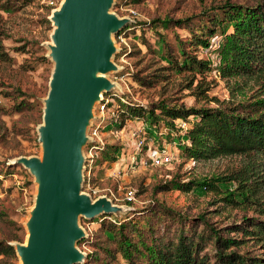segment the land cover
I'll use <instances>...</instances> for the list:
<instances>
[{
	"label": "rangeland",
	"instance_id": "374dc122",
	"mask_svg": "<svg viewBox=\"0 0 264 264\" xmlns=\"http://www.w3.org/2000/svg\"><path fill=\"white\" fill-rule=\"evenodd\" d=\"M60 0H0V27L5 31L2 43L8 58L0 59V209L5 211L8 220L0 218V237L10 241L24 242L27 236L26 221L29 210L33 205L36 193V181L29 169L20 163H12L18 155H41V144L38 140L37 126L42 122L43 98L48 91V82L53 67V60L49 56L48 43L53 23L50 19L52 8L59 5ZM119 0H116V2ZM252 3L256 0H231ZM133 3L122 4L112 8L118 15H129L133 21L130 27L119 35H114L117 51L113 60L118 64L117 71L109 72L108 76L116 81L117 86L112 90L115 93L111 105L104 114L99 136L101 148L98 157L94 158V167L97 169L96 179L93 181L102 190L108 191V196L114 203L123 205L124 210L110 213L116 220H125L130 217L136 220V227L145 230L147 218L141 215V209L147 204H155L162 210L151 213L148 220L157 223L155 234H161V239L177 240L176 230L188 228L200 229L202 222L200 214L220 226L233 221H240L243 215H258L256 203L236 204L225 203L222 194L200 186L182 189L172 185L174 179L180 181L194 180L198 177L212 174H226L240 168L248 161L247 157L229 155L218 156L205 160H195L183 155L180 148L182 128L187 125L176 124V128L169 129L168 134L144 121V130L139 137H154L159 143H168V147L176 154L168 165H149L143 168L131 169L121 166L116 175L110 174L121 155L126 157L134 150L132 131L141 125L138 117H126L120 120L110 111L118 101L128 99L144 106L156 105L159 100L167 102H184L186 105L200 104L203 100H196L186 85L192 76L187 69H175L164 58L163 42L169 44L170 50L180 60L179 39L183 41L186 50L196 53L203 59L210 61L211 69L205 72V79L209 81V95L219 98L229 96L226 82L219 77L215 68L219 63L217 47L221 34L217 28L210 37L207 47L188 42L191 33L185 27L170 24L168 26L145 25L141 21L163 18H183L194 15L197 19L208 11L224 2V0H132ZM217 9V8H215ZM203 14V15H202ZM197 17V18H196ZM196 33L200 30L194 27ZM165 53V52H164ZM138 75L145 76L153 84H142ZM197 77L199 76L196 74ZM157 78V79H156ZM252 82H247L250 86ZM252 89V88H251ZM110 92V93H112ZM119 99V100H118ZM210 104H215L210 101ZM158 111V110H156ZM116 117V118H115ZM164 130V128L162 129ZM102 150H105L104 158ZM146 150V147L143 148ZM115 157L110 159L109 153ZM261 168L264 174V156H260ZM234 181L220 182L222 187L234 188ZM134 191L135 198L127 201L124 197L126 189ZM83 191L88 192L86 183ZM264 201V189L258 193L257 199ZM157 204H156V202ZM258 206V205H257ZM168 208V211L163 210ZM168 212L171 213L168 215ZM87 236L93 234L89 243L78 242V246L85 252L90 249L98 252L102 264H127L116 251L115 240H109L102 227L88 219H79ZM118 225V223L116 224ZM91 236V235H90ZM85 237V238H86ZM107 248L113 252L107 253ZM210 247V244L208 245ZM16 254L13 264H19Z\"/></svg>",
	"mask_w": 264,
	"mask_h": 264
},
{
	"label": "trees",
	"instance_id": "16d2710c",
	"mask_svg": "<svg viewBox=\"0 0 264 264\" xmlns=\"http://www.w3.org/2000/svg\"><path fill=\"white\" fill-rule=\"evenodd\" d=\"M130 3H133L132 0H119L115 7ZM135 21L132 19V22ZM141 22L149 26L160 24L166 27L174 24L185 27L191 33L188 42L194 41L204 47L209 45L210 37L218 28L221 38L217 47L219 63L215 68L219 77L226 82L229 96L219 98L208 94L210 87L205 72L211 69L210 61L186 50V40L179 39L180 60L166 42H163L162 50L166 47L167 51L161 52L170 66L192 73L186 86L196 100L204 102L186 105L184 102L162 99L156 105L147 107L131 99L121 98L123 101L118 99L117 105L110 111L114 112L120 124L126 117H138L158 128L160 134H168V128H176L180 120L186 121L179 146L187 158L247 157L248 161L242 167L229 173L212 174L189 181L174 179L171 184L182 189H190L193 185L208 188L222 194L225 203L236 204L238 200L244 205L256 203L258 215H243L238 222L218 226L200 214L202 227L177 229L175 242L163 240L161 234L154 233L158 229V222L151 223L148 217L162 210L155 204H147L141 209V215H137L147 218V227L143 231L136 227V220L130 217L116 220L112 214L103 213L90 221L96 224V228L102 227L109 240H115L116 251L127 264H264V201L257 199L258 193L264 189V174L258 167L262 164L258 158L264 156V0L252 3L224 0L197 19L194 15L183 18L165 16ZM194 27L200 33H196L198 31ZM4 32L0 27L1 60L8 58L2 43ZM137 79L142 84H153V81L142 75H138ZM247 82L252 83L246 86ZM109 94L114 98V92ZM211 100L215 102L214 105L210 104ZM111 103L107 104L108 108ZM104 153L105 150H102L103 156ZM114 157V152L109 153L110 159ZM224 181H234V188L220 186V182ZM165 208L163 210L168 211ZM0 218L8 220L1 209ZM92 237L93 234H89L81 243H89ZM10 240L0 237V264H13L16 257ZM209 244L211 248H208ZM107 253L113 254L109 248ZM78 264H102V259L96 249H90Z\"/></svg>",
	"mask_w": 264,
	"mask_h": 264
},
{
	"label": "water",
	"instance_id": "95a60500",
	"mask_svg": "<svg viewBox=\"0 0 264 264\" xmlns=\"http://www.w3.org/2000/svg\"><path fill=\"white\" fill-rule=\"evenodd\" d=\"M116 0H60L52 8L48 43L53 67L42 122L37 126L41 155H18L12 163L28 168L36 181L34 202L26 221L24 242L10 241L19 264H78L86 252L78 246L86 236L81 217L125 209L107 194L83 191L85 148L92 137L96 106L117 86L109 72L119 66L114 35L132 18L112 10Z\"/></svg>",
	"mask_w": 264,
	"mask_h": 264
},
{
	"label": "built area",
	"instance_id": "2783aa9c",
	"mask_svg": "<svg viewBox=\"0 0 264 264\" xmlns=\"http://www.w3.org/2000/svg\"><path fill=\"white\" fill-rule=\"evenodd\" d=\"M119 35V34H117ZM113 100L112 95L109 93L104 94L102 100L98 102L96 106V119L93 121L90 129L89 135L92 137V141L88 143L85 148V183L86 187L88 188V192L92 196H97L101 194H109V192L113 193V191L108 188L109 192L101 191L102 189L97 185L94 184L93 181L96 179L97 169L94 167V158L98 157V151L101 148V139L99 136L100 129L102 128V122L104 119L105 111L108 108V103ZM141 125L134 131H132V135L134 137V150L131 154L126 157H119L117 159L115 166L111 170L110 174L116 175L118 171H121V166L126 165L128 168L137 169L147 167L149 165L160 166V165H168L170 164L173 159L175 158L176 154L168 147V143L158 142L154 137H149L147 140L145 137H139V132L144 130V121L143 119L140 121ZM180 125H185V122L182 121L181 123L178 122ZM146 147V150L143 148ZM124 197L127 201H131L135 198L134 191L129 188L126 189L124 193Z\"/></svg>",
	"mask_w": 264,
	"mask_h": 264
}]
</instances>
